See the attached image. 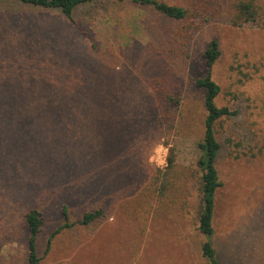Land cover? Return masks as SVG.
Wrapping results in <instances>:
<instances>
[{
  "label": "rangeland",
  "instance_id": "374dc122",
  "mask_svg": "<svg viewBox=\"0 0 264 264\" xmlns=\"http://www.w3.org/2000/svg\"><path fill=\"white\" fill-rule=\"evenodd\" d=\"M161 1L194 16L180 22L97 0L70 20L0 0V89L34 94L39 105L58 95L57 108L77 90L111 102L106 120L90 111L31 122L0 142V264L28 263L33 209L44 220L40 264H210L198 176L182 178L177 194L161 191L172 156L186 176L197 171L206 110L196 80L208 75L221 87L218 106L233 112L218 125L212 242L222 264H264V28L233 27V0ZM214 40L222 54L210 69L204 53ZM98 210L99 220L81 223Z\"/></svg>",
  "mask_w": 264,
  "mask_h": 264
},
{
  "label": "trees",
  "instance_id": "16d2710c",
  "mask_svg": "<svg viewBox=\"0 0 264 264\" xmlns=\"http://www.w3.org/2000/svg\"><path fill=\"white\" fill-rule=\"evenodd\" d=\"M24 4L43 7L48 9L61 10L70 20H73L75 11L84 5H91L97 0H17ZM133 4L152 7L157 12L166 15L168 18L180 22L191 19L194 15L187 7L182 5H173L161 0H120ZM230 23L233 27L241 28L248 23H258L264 28V8L256 0H233L229 13ZM218 41H212L204 53V59L207 66L211 69L221 56ZM196 86L205 91L204 106L206 116L204 120V134L202 140L198 143L200 156L197 160V171L190 172L186 176L185 169L177 165L175 157L170 159V165L165 173L164 182L161 187L162 196H168L170 192H177L186 186L183 180L194 178L196 175L199 180V191L201 196V205L199 210L200 231L209 240L205 241L202 247L204 257L210 264H222L218 259L217 250L212 242L214 236V218L216 212V196L218 190L223 186L220 180L218 168L216 166L219 152L222 148L218 138V125L223 118L233 115L229 107H219L217 98L221 93V87L212 79L211 75L205 78L197 79ZM48 100H43V106L37 104L38 98L34 94L22 92L17 88L10 87L8 90L0 89V142L3 143L10 135L20 130L24 124L31 122H43L44 120H59L63 118H75L76 114L89 117L90 111L93 118L106 120L101 115L104 114L106 107L111 105L110 100L102 94H88L83 90L66 93L61 98V108L55 107V100L58 95H48ZM60 100V98H59ZM59 102V101H58ZM93 103H97L94 105ZM59 104V103H58ZM79 106L73 108V105ZM60 106V105H59ZM71 106V107H69ZM117 105V114L113 118H119L122 108ZM67 107V108H66ZM112 118V119H113ZM109 119V118H107ZM180 184V185H179ZM102 211L87 212L81 221L84 225H89L100 219ZM26 222L29 230L28 243V263L40 264L42 258L38 254L37 241L42 231L44 220L43 214L37 209L31 210L26 215ZM73 225V224H71ZM65 223L58 231L51 236L47 252L50 250V244L54 237L63 229L71 226Z\"/></svg>",
  "mask_w": 264,
  "mask_h": 264
}]
</instances>
